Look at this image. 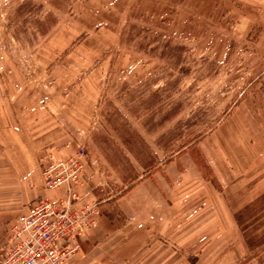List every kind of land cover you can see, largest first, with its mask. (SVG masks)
<instances>
[{"label": "rangeland", "instance_id": "rangeland-1", "mask_svg": "<svg viewBox=\"0 0 264 264\" xmlns=\"http://www.w3.org/2000/svg\"><path fill=\"white\" fill-rule=\"evenodd\" d=\"M79 145L93 223L65 264H264V0H0V185L64 196L42 157Z\"/></svg>", "mask_w": 264, "mask_h": 264}, {"label": "built area", "instance_id": "built-area-1", "mask_svg": "<svg viewBox=\"0 0 264 264\" xmlns=\"http://www.w3.org/2000/svg\"><path fill=\"white\" fill-rule=\"evenodd\" d=\"M47 190L64 187L65 195L42 197L11 227L10 246L3 251L4 264H65L75 251L72 240L93 223L92 207L78 206L76 188L85 173V151L78 146L73 155L42 157Z\"/></svg>", "mask_w": 264, "mask_h": 264}, {"label": "crops", "instance_id": "crops-1", "mask_svg": "<svg viewBox=\"0 0 264 264\" xmlns=\"http://www.w3.org/2000/svg\"><path fill=\"white\" fill-rule=\"evenodd\" d=\"M69 153H62V156L60 155L59 158H66L71 156L73 153H70V155H66ZM30 158L32 157V154L30 153ZM85 175V174H84ZM85 179V176L84 178ZM37 176L33 177V175H25L22 174L19 178V180L16 182L15 187L10 186L7 188H4L0 185V243L4 241L6 235H5V225L11 226L17 221V217L21 215L25 210L30 211V208L34 201L39 199L40 195L43 193V189L38 186L37 184ZM84 186L81 185L79 188V191H84ZM15 218V219H14ZM14 219V220H13ZM98 218H96V223L93 227V236L91 238V241L99 246H103L106 248V250L113 254V255H122L123 257L129 258L131 256V253L136 252V255L139 256L138 258H145V252L147 251V247L145 245V237L141 236L138 238V244L135 246L131 245L132 240L127 238L126 235L119 234L117 232H111V233H104L103 224L98 225L97 223ZM193 237V236H192ZM204 238V237H203ZM233 240L230 233H225L219 236V239L217 241L219 242H227ZM209 242L210 240L207 239ZM73 244L79 245L81 248V253L85 254V248L88 246V240L84 237H81V235H77L72 241ZM211 242L215 243V240H211L210 243L205 247L204 256L207 257H215V247L214 244H211ZM114 244V245H112ZM90 248L88 250L89 253H98L97 249H94L91 247V244H89ZM121 250L119 253L118 251ZM151 250V249H149ZM87 252V253H88ZM98 255V254H97ZM135 255V256H136ZM124 259V258H123ZM210 264V263H208Z\"/></svg>", "mask_w": 264, "mask_h": 264}]
</instances>
